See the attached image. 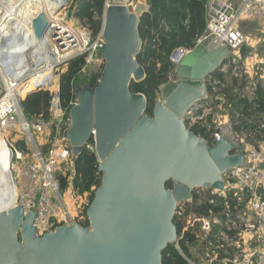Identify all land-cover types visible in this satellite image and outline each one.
<instances>
[{"label": "water", "instance_id": "95a60500", "mask_svg": "<svg viewBox=\"0 0 264 264\" xmlns=\"http://www.w3.org/2000/svg\"><path fill=\"white\" fill-rule=\"evenodd\" d=\"M112 5L117 6L107 15L113 30L112 61L107 71L103 50L108 40L104 38L105 45L100 51L104 66L98 82L92 88L86 85L77 88V104L69 111V126L63 133L74 157L93 136L99 170L104 172L101 186L87 210L91 229L63 224L38 237L31 226L35 213L29 212L23 220L20 208L14 207L0 213V264H161V250L174 239L170 223L174 206L186 201L195 186L220 190L221 175L244 163V145L237 143L233 133L230 132L235 143L223 133L209 146L199 139L204 142L201 146L181 122L187 110L206 96L202 79L224 61L228 49H209L211 38L206 37L188 51L171 73L179 80L160 86V97L166 98L165 106L175 115L156 103L154 118L149 119L142 116L145 97L129 90L131 81L139 82L145 77L136 55L141 46L139 18L148 11V6L138 14L117 4V0H112ZM131 15L135 17L137 39L134 58L143 76L129 79L125 89L129 96L142 99L141 108L136 101L121 103L116 91L100 88L108 72L117 74L123 63L121 54L125 56V43L133 41ZM46 26L43 14L32 21L36 37L44 33ZM125 110L133 113L130 120H123ZM169 178L171 194L163 191ZM17 230H21V242L16 238Z\"/></svg>", "mask_w": 264, "mask_h": 264}, {"label": "built area", "instance_id": "2783aa9c", "mask_svg": "<svg viewBox=\"0 0 264 264\" xmlns=\"http://www.w3.org/2000/svg\"><path fill=\"white\" fill-rule=\"evenodd\" d=\"M66 18L67 14L64 12L60 15L59 22L46 19L44 33L30 39L22 35L23 30L17 33L18 24L15 21L10 23L9 29H3L4 19L0 21V33L3 31L0 36V138L7 155V178L15 193L13 206L20 208L23 219H26L29 212L35 213L31 226L38 237L63 224H75V213L70 214L63 196L72 195L73 200L86 197V194H76L71 186L74 156L63 137L69 124L66 129L63 128L67 112L59 99V71L80 56L85 61L82 71L90 65L101 63V57L97 53L103 48V41L101 32L92 38L88 29L69 25ZM246 19L264 23V0H240L237 4L232 0H207L204 35L199 37L195 45L210 37L209 49H228V56L217 70L222 74L231 71L238 81L243 79L241 91L235 96L239 100L246 99L256 108L257 84L247 77L246 71L250 64L253 73L260 72V78L264 79V56L252 51L244 58L239 54L245 46L252 48V40L240 28L242 20ZM26 28L32 29V24L29 23ZM188 51L186 48L175 49L170 61L177 64ZM27 82L34 89L23 96L18 94L19 87ZM211 83L221 85L215 78ZM260 85L264 88L263 83ZM77 88L78 86H73L71 89L74 100L69 103L70 109L77 104ZM39 91L49 94L47 119L42 114L27 115L22 107V102L28 95ZM218 99L226 100V95L222 93ZM200 111L199 114L196 112L195 117L203 120L204 112ZM238 113L244 116V113ZM188 115L187 118L194 117L191 112ZM251 117L245 116L243 124L238 126L239 132L234 133L237 143L244 145V163L224 172L222 188L216 190L219 194L204 200L208 205L221 208L218 212L219 220L215 218L216 213L212 209L208 210L207 216H197L191 212L192 209L187 214V226L184 231L182 228V232L192 228L195 223L199 224L200 235L194 236L201 256L197 261L193 260L190 246L188 255H184L176 241L175 248L186 264H264V151L249 141L261 134L264 122ZM224 128L227 126L218 127L203 138L211 144L215 143L221 138ZM15 131L20 133V138L11 142V133ZM5 133L8 135L5 136ZM88 144L90 143L87 141L83 147L94 152ZM61 164L68 165L65 174L68 173L69 185L65 193L61 192L56 176ZM195 196L190 194L186 201L181 202L184 208L176 211L177 217H183L188 207L193 208L203 202L197 196L194 198ZM242 196L245 197L244 209L247 213L237 210ZM228 198L236 200L233 207L226 201ZM87 205L88 203L80 202L79 209ZM78 214L80 216H77V220L82 218L81 210ZM54 225L57 226L54 228Z\"/></svg>", "mask_w": 264, "mask_h": 264}, {"label": "trees", "instance_id": "16d2710c", "mask_svg": "<svg viewBox=\"0 0 264 264\" xmlns=\"http://www.w3.org/2000/svg\"><path fill=\"white\" fill-rule=\"evenodd\" d=\"M106 0H73L71 9L74 18L89 24L92 38H95L102 30L103 14L105 10ZM207 0H146L148 11L142 13L139 18L138 34L142 45L136 55V61L144 70L145 77L139 82L131 81L129 90L132 93H140L146 99L145 115L153 116V110L157 99L159 87L168 82V77L173 67L170 61L172 52L177 48L193 49L199 37L204 35L205 21V4ZM66 6L64 0H56V5L51 8V13L61 15L62 9ZM55 9V10H54ZM245 53V49H241V54ZM99 54V53H97ZM85 67L84 57L80 56L72 60L67 67V71L60 76L59 79V99L61 106L66 109V120L70 104L74 98L72 87L76 86V80L82 69ZM103 68V66L101 67ZM102 71V70H101ZM89 73L88 79L83 84L88 87H95L98 82L100 73ZM214 78L222 81L223 74L216 71ZM256 106L258 110L264 111V91L263 87L258 84L256 88ZM230 103L231 115L234 111L244 113L247 108H251L252 104L246 99L239 100L235 95L228 99ZM49 94L46 91H39L28 95L22 102L24 113L27 115L42 114L45 119L48 118ZM261 107V108H260ZM228 112V113H229ZM198 113H201L199 111ZM233 116V114H232ZM65 120V121H66ZM63 126L67 128L66 124ZM235 129L239 130L236 126ZM198 134L197 130L193 131ZM88 143L93 144V139L89 138ZM61 192L68 187V173L57 175ZM102 172L99 170V162L95 153L83 147L82 151L73 158V177L71 186L78 195L86 194L88 197V205L83 207L81 216L83 220L77 223L86 228L89 226L86 210L93 201L96 190L101 186ZM196 198V196L194 197ZM219 201H222L219 199ZM230 207L236 204V200L228 198L226 200ZM192 211L197 216H207L208 210L212 209L214 213L220 211V207H213L203 201L200 205L187 208L185 213ZM175 216L173 224L176 230L178 240L176 244L184 255H188L189 246H194L196 238L189 231L182 232L183 225ZM57 225H54L55 228ZM161 264H186L184 258L175 248V243H169L161 250Z\"/></svg>", "mask_w": 264, "mask_h": 264}, {"label": "rangeland", "instance_id": "374dc122", "mask_svg": "<svg viewBox=\"0 0 264 264\" xmlns=\"http://www.w3.org/2000/svg\"><path fill=\"white\" fill-rule=\"evenodd\" d=\"M13 1H17V0H13ZM64 1H65L66 5H67V2H69V0L68 1L64 0ZM232 1L234 4H237L240 0H232ZM72 2H73V0H71L70 5L68 7H66L62 12V14L64 12H66V14H67V18L65 19V21L69 25H72L74 27H80V28L88 29L91 33L92 31L90 29L89 24L82 22L77 18L72 17L73 12L75 11L74 9H71ZM129 2L130 3L128 4L127 7H129V9L131 11H133V8L135 6H137L138 4L147 5L146 0H130ZM246 20H249V19H246ZM246 20H242V22H244ZM242 22L240 24V28L245 33V35H247L252 40V42H251L252 48L246 47V46L243 47L245 49V53L241 54V51L239 52L241 58H244V57H246V55H249V52L252 50L254 51V53H256L259 56L263 55L264 54V41H262V39L264 38V35L260 34L257 31L256 26L254 24L247 23V22L243 24ZM101 39L103 41V42H101V44L103 45L105 43V41H104L102 35H101ZM141 45H142V42H141ZM140 48H141V46H140ZM99 56L101 57V63H96L93 65H90V66L86 67L83 71H81V73L78 75V78L76 80V84H75L76 86H78V87L85 86V84H83L84 83L83 81L89 78L88 77L89 73L93 74V73H96V72H99L102 70L101 67L104 66V60H103L100 53H99ZM240 63L242 64L243 62L240 61ZM175 65H173V67L171 69L167 83L177 80V77H175L171 74L175 68ZM67 67H68V64L65 67H62L60 69L59 79H60V76L67 71ZM216 70L217 69H215L213 72L207 74L202 79V84L204 85V87L206 89V96L203 99H201L200 101H198L197 103H195L194 105H192L187 110V112L181 117V122H182L185 130L192 133L193 135H195L198 139H203L207 146H209L211 143L208 142V140L204 139L203 137L205 135H209L210 133L214 132V130L216 128L223 127V123H225V122H227L226 125L229 127V131L231 133L232 132L233 133L239 132L237 129H235V127L236 126L240 127L243 124L245 116H249V117L252 116L251 118H253L254 120L264 122V111L262 109L258 110L257 107L256 108H254V107L247 108L246 112H244V116L239 114L238 111H234L232 113L233 116H232V114L229 115L231 113V112H229L230 106L228 107V105H226V102L230 103V101L228 99L230 97H232L233 95L238 94L241 91L243 79L238 81V79L232 75L231 71H228V72L224 73L223 79H222V81H220L221 85H213L211 82L214 79L213 74H214V72H216ZM242 71H243V69H242ZM246 75L251 80H254L257 85L261 84V83L264 84V79L260 78V72H257L256 74L253 73V67L250 64L247 65ZM222 93H224L226 95V100L218 99L219 96L222 95ZM245 95L247 96L248 94L245 93ZM159 101H160V87H159V90L157 93L156 103H159ZM71 108H73V107H71ZM200 110H203V112H204L203 120L197 119L195 117L196 112H197V114H199L198 112ZM188 112H191L192 114H194V117L187 118V116H189ZM142 116H146L149 119L154 118L153 116L148 117L147 115H145L144 110L142 111ZM66 121H67V125H68L69 124V117ZM66 121H64L63 123H66ZM194 130H197V132H198L197 135L193 133ZM19 138H20V133L15 131V132L11 133L10 141L16 142L17 139H19ZM249 141L255 143L256 145H257V141L258 142L263 141V147H264V130L261 132L260 135L255 136L253 139H249ZM68 144H69V142H68ZM88 146H90L92 148V150H94V147H93L94 144L93 145L88 144ZM102 164H103V162L100 163V165H102ZM67 167H68L67 164H61L57 170L56 176L57 175H61V176L64 175L65 169ZM100 170L102 172V177H103L104 176L103 169H100ZM221 179H224L223 175H221ZM164 189L168 190V191L172 189L170 178L165 180ZM216 190H218V189H212V188L202 189L199 186H195L192 188V191L190 194L191 195L195 194L200 200L204 201V200H206L212 196L218 195L219 192ZM260 191L262 192V189ZM263 193H264V191H263ZM67 195L68 194H66L63 197L65 199V202L68 205V209L70 210V214L72 215L75 213V218H74L75 224L79 225L77 222L83 220V217L81 219L77 220V216H80L78 214L79 210H81V212L83 210L82 207L79 209V205H80V202H85L87 204L88 203V197L86 195L85 199L81 200V198H80L79 200H73L72 195H70V196H67ZM70 201H71V203H70ZM239 202H240V206L237 208V210L242 212V213L243 212L247 213L246 210L244 209L245 197L242 196L240 198ZM91 203L89 204L88 209L91 207ZM81 206H84V205H81ZM180 208H182V209L184 208L183 203L176 204L172 210V213H171L170 223H171V226L173 227V233H174V237H173L174 239H172L171 243L172 242L175 243L178 240V237L176 236L175 226L173 224V219L176 216V211L179 210ZM76 210H77V212H76ZM87 210H86V216H87V218H89ZM189 212L190 211L185 213V215L183 217H179V219H177L180 223H182L183 231H184V228L187 226V220H188V216H189L187 214ZM191 212H193V211H191ZM214 215L215 214L213 213V216ZM216 215L218 217H216ZM216 215H215L216 219L220 217V213H216ZM23 220H25V219H23ZM217 220H219V219H217ZM198 227H199V224L195 223L192 228H187L185 230V232L189 231L191 234H194L195 236L196 235L199 236L200 230ZM87 228L91 229L90 225ZM216 229H217V227H216ZM16 238L20 242L23 240L21 230H17ZM197 243H199V242L197 241ZM198 246H199V244L194 245V246H190V256L193 257V260H195V261H197L199 259V257L201 256V251L197 249Z\"/></svg>", "mask_w": 264, "mask_h": 264}, {"label": "bare ground", "instance_id": "6f19581e", "mask_svg": "<svg viewBox=\"0 0 264 264\" xmlns=\"http://www.w3.org/2000/svg\"><path fill=\"white\" fill-rule=\"evenodd\" d=\"M130 0H117V4L128 6ZM71 3V0L67 2V5L62 9L64 10L66 7H68ZM56 5V0H0V21L4 19L3 22V29L10 27L11 22H16L18 24V31L17 33L24 31L22 35H24L26 38L30 39L35 34L31 28H26L27 25L32 24L33 19H35L39 14H43L45 16V19H52L53 22H59L60 15L51 13V8ZM117 6L112 5V0H107L106 6H105V14H104V25L103 30L101 32L103 39L106 38L108 40V44L106 48L103 50V55L106 59L107 63V71L108 66L110 65L112 58H111V48L113 45L110 43L111 34H112V27L110 23L108 22L107 15H109ZM146 9L145 4H138L133 8V12L142 13ZM55 10V9H54ZM62 13V12H61ZM130 36L133 38L132 43L130 40L125 43L126 46L124 49L125 56L121 54L122 57V66L118 70L117 74L114 76L111 73H107V75L104 77L103 81L101 82V89L104 91H116L119 95V100L121 103H128L130 100L133 104L136 103L141 108L142 106V99L139 98L138 100L135 99L134 96H129L126 92L125 85L129 79H140L143 76L142 70L140 67L135 63V52L137 50V39L135 38L134 34V26H135V17L131 15L130 17ZM50 23H48L49 25ZM23 28V29H21ZM25 28V29H24ZM111 31H110V29ZM3 31H1L2 33ZM0 33V36H1ZM110 34V35H109ZM109 35V36H108ZM105 43L103 44V46ZM177 80H179L178 76ZM34 89L32 87L30 82H27L26 84L22 85L18 89V94L24 95L27 91H30ZM166 98L163 96L160 97L159 105L164 107L165 109L169 110L171 113L172 110L165 106ZM135 110V109H134ZM126 113L123 115V120L131 118L133 113H127V110H125ZM138 113L141 111V109L137 110ZM134 112V111H133ZM137 113V112H136ZM137 113V114H138ZM175 115V113H173ZM130 120V119H129ZM129 122V121H128ZM225 131V132H224ZM223 132L225 134H228V137L230 140L235 143L236 139L230 134V131L228 128L223 129ZM5 136L8 134L5 133ZM0 138V213L7 212L10 209L14 208L13 203L15 199V193L11 186V184L8 182L7 178V162H6V151L1 143ZM198 141V143L203 146L204 142L195 139ZM214 164V163H213ZM215 165V164H214ZM217 168V166L215 165ZM166 179V178H165ZM163 185V183H162ZM163 188V187H162ZM164 192L168 191L163 189ZM171 194V190L168 191Z\"/></svg>", "mask_w": 264, "mask_h": 264}, {"label": "crops", "instance_id": "0c3cea01", "mask_svg": "<svg viewBox=\"0 0 264 264\" xmlns=\"http://www.w3.org/2000/svg\"><path fill=\"white\" fill-rule=\"evenodd\" d=\"M246 22H247V23L254 24V25L256 26L257 31H258L260 34L264 35V23L259 22L258 20H252V19L246 20V21H244V22H242V23L244 24V23H246ZM262 41H264V38L262 39ZM253 52H254V51L252 50V53H253ZM260 56H264V54H263V55H260ZM263 91H264V88H263ZM226 124H227V122L223 123V126H227ZM224 129H225V128H224ZM224 132H225V131H224ZM257 147H258L259 149H261V150L264 151L263 141H261V142H258V141H257ZM262 166H264V164H262Z\"/></svg>", "mask_w": 264, "mask_h": 264}, {"label": "clouds", "instance_id": "9594fccd", "mask_svg": "<svg viewBox=\"0 0 264 264\" xmlns=\"http://www.w3.org/2000/svg\"><path fill=\"white\" fill-rule=\"evenodd\" d=\"M196 46V45H195ZM189 51L192 50V49H188ZM174 65V64H173ZM218 68V67H217ZM217 71V70H216ZM224 75V74H223ZM228 127V126H227ZM233 133V132H232ZM234 134V133H233Z\"/></svg>", "mask_w": 264, "mask_h": 264}]
</instances>
